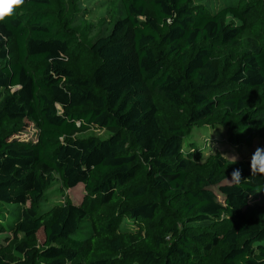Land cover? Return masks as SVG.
Returning <instances> with one entry per match:
<instances>
[{"label": "trees", "instance_id": "obj_1", "mask_svg": "<svg viewBox=\"0 0 264 264\" xmlns=\"http://www.w3.org/2000/svg\"><path fill=\"white\" fill-rule=\"evenodd\" d=\"M123 2L89 44L61 0H26L0 23V228L44 235L0 264H264V174L246 157L205 159L189 140L195 127H213L236 147L258 138L264 148V16L248 20L264 0ZM229 14L242 23H226ZM247 28L241 57L217 66L215 48L235 47ZM89 128L116 132L73 136ZM58 179L83 183L100 208L69 198L41 207ZM88 214L93 231L80 229ZM126 217L148 225L140 248L117 232Z\"/></svg>", "mask_w": 264, "mask_h": 264}, {"label": "rangeland", "instance_id": "obj_2", "mask_svg": "<svg viewBox=\"0 0 264 264\" xmlns=\"http://www.w3.org/2000/svg\"><path fill=\"white\" fill-rule=\"evenodd\" d=\"M227 1L228 0H197V3H203L206 5L208 3L211 6L220 8L225 6ZM61 4L63 8L72 10L75 13V22L73 27L77 31L78 37L82 40L81 42L86 44H89L91 40L98 35L107 34L111 30L115 19L118 18V16L123 15L125 12L123 0H61ZM263 16V9L255 8L248 16L249 24L252 23L255 25L256 21ZM226 23L241 24L242 21L235 18L233 14H229L226 18ZM251 36H253V34L250 32L249 28H247V31L241 36L239 44L235 47H216L214 50V63L222 68L227 62L232 61L235 58H240L244 51L245 44ZM262 93L263 91L255 95V98L251 101V105H255L259 101V97ZM164 109L167 111L164 115L166 123L174 124L176 121V117L174 115L175 110L166 106ZM34 131V129L31 131H23L21 134H32ZM115 132V128L78 129L73 133V136L75 138L95 137L98 139H104ZM190 139L193 140L194 144L202 149L203 158L205 159H207L211 154L217 153H220L230 160L231 156H237L238 159L245 157L252 159L256 149L258 147L263 148L258 138H256L253 143L247 147L242 145L236 147V144L228 135H226L225 131H222V129H214L213 127L202 129L200 131L196 130L195 127L194 131L189 134V140ZM200 148L196 150L198 157L202 154ZM195 162L196 161L190 163L191 168L196 169L199 166L198 162ZM58 191H62L64 197L60 196ZM49 192V199L41 203V207L43 208L53 207L58 202H63L67 198L72 200L75 204L83 207L89 208L90 206H94L93 212H96L100 208L95 197H93L94 199L92 200V197L88 195L83 183L73 188H64L62 181L58 179L54 187ZM256 199L261 200L260 195H257ZM30 204L31 200L29 199L25 206H29ZM5 210L8 212L11 210L18 211V209H14L12 205L7 206ZM99 218L101 219V216ZM80 229L85 231L94 230V218L91 217V214H88V216L83 219ZM147 231L148 225L143 219L135 220L128 219V217L123 218L117 228L118 233L127 235L128 238L125 239V242L130 245L129 247L131 250L141 247L142 242H140L137 236L139 234L145 236ZM43 239L44 235L42 230H40L35 237L30 238L27 237L25 233H16L11 229H2L1 227L0 256H3L6 260L11 262L17 261L22 257L20 251L21 247L25 244L28 247L37 245L41 246ZM166 239L169 240L170 236H167ZM85 248H90L88 241L85 242Z\"/></svg>", "mask_w": 264, "mask_h": 264}, {"label": "clouds", "instance_id": "obj_3", "mask_svg": "<svg viewBox=\"0 0 264 264\" xmlns=\"http://www.w3.org/2000/svg\"><path fill=\"white\" fill-rule=\"evenodd\" d=\"M26 0H0V23H7L13 19L18 10H22ZM238 157L231 156V165L237 163ZM252 174H264V148L258 147L251 159ZM231 179L239 184L242 178L240 169H234L231 173Z\"/></svg>", "mask_w": 264, "mask_h": 264}]
</instances>
